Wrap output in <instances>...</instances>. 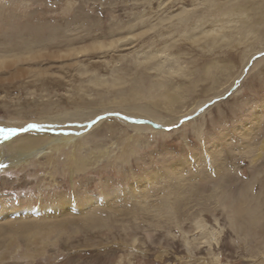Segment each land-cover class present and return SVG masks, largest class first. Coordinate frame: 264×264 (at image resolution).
Returning a JSON list of instances; mask_svg holds the SVG:
<instances>
[{"label":"rangeland","instance_id":"obj_1","mask_svg":"<svg viewBox=\"0 0 264 264\" xmlns=\"http://www.w3.org/2000/svg\"><path fill=\"white\" fill-rule=\"evenodd\" d=\"M261 9L264 12V0H0V127L38 120L45 105L52 106L51 117L63 112L86 121L102 108L118 105L123 90L139 78L160 79L159 68L169 72L165 77L173 81L181 98L173 112L160 110V119L175 120L216 92L226 91L248 56L264 49ZM245 24L253 27L247 34L242 30ZM128 35L137 36L112 44ZM261 54L252 63L264 58L258 57ZM209 69L215 78L206 75ZM249 69L248 65L245 71ZM244 79L214 99L197 126L182 131L183 124L203 112L182 119L165 134L128 127L117 121L121 112L98 115L91 122L103 116L104 125L95 131L87 126L82 133L90 134L87 149L114 155L120 154L125 143L135 142L138 146L134 144L135 155L129 157L128 165L116 168L103 160L86 176L78 175L75 188L58 172L56 188L50 185L47 158L33 157L8 175L1 173L0 205L38 207L55 201L57 193L82 195L84 187L96 199L102 198L103 191L109 195L125 189L128 177L145 174L156 177L150 193L158 200L172 181L166 169L177 162L183 183L202 187L205 181L196 176L201 164L209 165L205 167L210 175L214 171L215 164L209 161L216 157L211 153L215 146L237 179L251 182L248 156L259 154L256 150L264 145V59ZM96 80L103 83L95 85ZM115 80L122 85L111 86ZM148 103L138 100L134 105ZM77 124L57 125L58 133ZM195 127L202 129L200 136ZM247 149L252 153L248 155ZM66 152L56 157L64 159ZM204 157L208 163L201 162ZM256 165L262 181L254 184L252 194L261 199L264 214V150ZM241 184L238 181L230 190L236 191ZM208 188L214 189L213 184L200 188V195L184 210L186 216L174 222L120 219L112 229H72L61 236L34 239L6 233L9 238H0V245L5 241L0 246L4 256L0 264H264L261 230L250 247L245 236L232 228L223 205L210 200Z\"/></svg>","mask_w":264,"mask_h":264},{"label":"bare ground","instance_id":"obj_2","mask_svg":"<svg viewBox=\"0 0 264 264\" xmlns=\"http://www.w3.org/2000/svg\"><path fill=\"white\" fill-rule=\"evenodd\" d=\"M260 13L261 16L259 17V19L260 22L263 23V9L260 10ZM252 29L253 27L249 26L248 24H245L242 28L245 34L252 31ZM136 36L137 35H128L125 38L113 41L112 44L114 45L116 43L130 41L133 40V38H135ZM263 52L264 49H261L248 56L247 62L244 67H242L243 69L241 70V73L239 72L240 74L238 76L236 75L237 77L234 79V82L228 89L226 88V91L221 92L222 90H220L221 93L216 92L215 95L208 97L193 109L177 116L175 120L171 121L161 120L159 112L160 110H168L170 112H173V107L181 98L178 89L174 86L173 81L165 77V73H167L168 71L165 72V70H163L162 68H159L160 79L155 81L149 80L147 78H139V80H136V82L131 84L129 88L123 90V92L121 93L122 97H120L119 102L116 103L118 105L112 107H104L101 110L97 111L86 121H77L72 116H70L69 113L63 112L54 117H51L50 114L53 112V108L50 105H45L39 112V114L41 115L40 119L24 120L20 124H7L6 126H3L7 128L14 127V129H16L17 131L15 135L9 136L7 140H4L2 137H0V175L1 173L5 175L8 172H12L13 170L24 166L27 163L29 164L33 157L45 156L48 160L49 165H47V170H49L48 173L51 174H49V179L51 182L50 185L56 188L57 186L59 187V183L57 182L58 179L56 177L57 173L59 172L62 174L63 178L67 177L69 179L70 185L75 188V178L78 175H81L83 177L86 176L103 160H107V163L109 162L111 166L116 168H120L121 166H123V164L128 165V159H130L129 157L135 155L134 147L135 145H137L135 144V142L125 143V147H123L120 154L114 155H112L113 153L108 150H98V153L94 154L90 151L92 149H87V139L89 138L90 134L82 135V133L85 132L87 126L92 127L91 130L95 131L104 125L101 122L104 118L103 116H101L102 118L99 119L96 123L91 122L93 119H95L98 115L108 112H121L122 115H118L119 120H117L120 123H123L137 131L146 130L156 134H165L166 131H168L170 128L176 127L182 121V119H186L191 115L193 119L199 113L203 112V114H201V116H199L198 118L189 121L186 124H183L179 131L184 130L188 126H197L198 119L203 118L204 115H206L212 109V107L209 108V106L215 103L214 99L225 96V94H227L231 90V88L240 83L238 81L240 78H243L245 76L244 81L247 79L251 71L264 59L261 58L252 63V58L257 54ZM19 61L20 60H18V63ZM24 61H27V59ZM9 62L6 61L4 63H6L7 65V63ZM248 65L250 66V69L248 70V72H246L245 69ZM206 75L209 78H215L214 72L210 69L208 70ZM244 81H242V83ZM93 83L95 85H101L103 82L96 80ZM121 85L122 82L120 80H115L111 84V86ZM138 100H146L149 103L148 105L138 107L134 105V102ZM212 101L214 103H212ZM217 105L219 106V103ZM28 122L37 123L26 125ZM69 123H78V126L69 127L70 131L68 130L66 131V133H64L63 130L61 133H58L60 132V129H57V125L65 126ZM93 124L96 125L93 126ZM33 125H35V127H32ZM194 129L197 133L198 128L195 127ZM201 130H199V134L201 133ZM75 131H78V133H76ZM79 131L82 132L79 133ZM244 135L248 136L249 134L245 133ZM245 140L249 141L247 137L245 138ZM94 148L98 149L99 147L95 145ZM263 150L264 145L260 146V148L256 150L260 151V153L257 155L251 154L252 152L249 149L246 150L248 155L251 154L252 156L251 158L250 156H248L252 164L250 167H248L250 175L252 176L251 182H246L239 178L237 179L234 172L229 169V166H227L228 164L224 163L223 159L221 158L223 157L221 155V149L216 148V146L211 151V153H213L212 156L216 157L214 160L209 161L212 165L215 164L214 171L210 175L206 168L208 164H201L203 167L201 168L200 173L196 176V178H201L203 181H205V184L201 185V189H203V187L206 188L209 184H213L214 189H211L210 191L209 188L207 189V192L209 193L208 197L210 198V200L215 199L216 202H219L221 205H223L232 228L236 232L245 236L250 247L254 243L256 237L260 235V230L264 235V214L260 209L262 204L260 201L261 199L258 198L259 196L256 198V196L252 194V188L254 184L256 182L262 181L260 177L261 174H258L257 176V171L259 170V168L256 164L261 159V151ZM65 151L67 152L64 159H58V157H56L57 154H62ZM204 161H207L208 163V160H206L205 157L201 162ZM130 162H132V160ZM195 164L199 165V162H196L195 160ZM180 165L181 163L177 162L166 169L167 177L171 178L172 181L169 182L170 186L168 188H165L166 191L162 196L158 198V200H154V197L152 199L150 193L151 190H153L152 188H154L152 184H156V177L154 175L150 176L145 174V176L143 177H135L136 175L133 176V178L128 177L129 180L126 183L127 185L124 184L126 185L125 189H116L115 193L109 195H106L109 192L105 194V191H103L102 198H100V196L96 199L94 193H89L87 187H84V191L81 193L82 195H76L77 193L75 194V192L73 193V196H71L72 194L67 193H57L55 201L49 204H44L43 202H41L38 207H33V204L28 205L27 207L19 206L17 208L11 204L10 206H8V204L6 203L0 205V238L3 237L6 233L23 236L26 235V237L28 236V238H33L37 236H61L64 232L70 231L72 229L74 230V232H79L80 230L88 232L89 230H100L103 228L112 229L114 227V222L120 219H139L146 220L148 222L158 221V224H160V221L163 219H167V221L169 222L180 220L186 216L187 213L184 210L189 205L191 199H194V197H197L198 195H200V192H202L200 191V188H197L195 186V184L186 185L185 183H183L185 179L181 175L182 168H180ZM151 179H154V182ZM107 180L109 179L107 178ZM235 180H237L236 183ZM42 181L40 183H42ZM238 181H240V183L242 184L238 187V189L235 188L236 191L232 192L230 190L231 187L237 184ZM86 184H88V182L83 186H86ZM204 192L207 194L206 191ZM153 201L155 202V204L153 203ZM7 224L9 225V227L7 226ZM5 225L8 229L5 227ZM7 235H5V237ZM3 240L2 242H5ZM20 240H23V238L19 239V242ZM3 257L4 256H0V259L2 260Z\"/></svg>","mask_w":264,"mask_h":264},{"label":"snow or ice","instance_id":"obj_3","mask_svg":"<svg viewBox=\"0 0 264 264\" xmlns=\"http://www.w3.org/2000/svg\"><path fill=\"white\" fill-rule=\"evenodd\" d=\"M181 123H183V121H181ZM32 127H35V125ZM16 131V129L0 127V137H2L4 140H7L9 136L15 135ZM169 131H172V129L170 128ZM197 134L199 135V130H197Z\"/></svg>","mask_w":264,"mask_h":264},{"label":"water","instance_id":"obj_4","mask_svg":"<svg viewBox=\"0 0 264 264\" xmlns=\"http://www.w3.org/2000/svg\"><path fill=\"white\" fill-rule=\"evenodd\" d=\"M261 56H264V54H261V55H259L258 57H261ZM207 106H209V105H207ZM207 106H206V107H207Z\"/></svg>","mask_w":264,"mask_h":264}]
</instances>
